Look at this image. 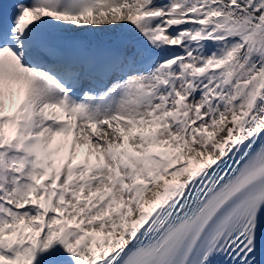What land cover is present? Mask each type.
I'll list each match as a JSON object with an SVG mask.
<instances>
[{
  "label": "snow or ice",
  "instance_id": "1",
  "mask_svg": "<svg viewBox=\"0 0 264 264\" xmlns=\"http://www.w3.org/2000/svg\"><path fill=\"white\" fill-rule=\"evenodd\" d=\"M0 264H264V0H0Z\"/></svg>",
  "mask_w": 264,
  "mask_h": 264
},
{
  "label": "bare ground",
  "instance_id": "2",
  "mask_svg": "<svg viewBox=\"0 0 264 264\" xmlns=\"http://www.w3.org/2000/svg\"><path fill=\"white\" fill-rule=\"evenodd\" d=\"M91 35H92L93 40L95 42V48H98L101 46H106L105 49H107V48H110L113 44V34H111V33L103 32L101 35H99L97 33H92ZM109 44H111V46H109ZM78 159H79V157H78Z\"/></svg>",
  "mask_w": 264,
  "mask_h": 264
},
{
  "label": "rangeland",
  "instance_id": "3",
  "mask_svg": "<svg viewBox=\"0 0 264 264\" xmlns=\"http://www.w3.org/2000/svg\"><path fill=\"white\" fill-rule=\"evenodd\" d=\"M102 33H103V32H101V33H100V32H97V34H99V35H101ZM99 35H98V36H99ZM79 151H80V150L78 149V152H79ZM82 195H83V194H82Z\"/></svg>",
  "mask_w": 264,
  "mask_h": 264
}]
</instances>
